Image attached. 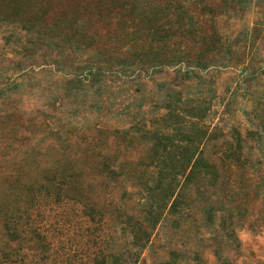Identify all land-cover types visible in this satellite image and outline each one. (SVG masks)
<instances>
[{
    "label": "rangeland",
    "instance_id": "374dc122",
    "mask_svg": "<svg viewBox=\"0 0 264 264\" xmlns=\"http://www.w3.org/2000/svg\"><path fill=\"white\" fill-rule=\"evenodd\" d=\"M0 86V202L70 180L106 205L85 223L56 209L48 260L264 264V155L246 134V118L264 121V0H0ZM186 122L207 130L218 175L183 190V209L137 254L126 224L141 220L152 153L183 145ZM236 128L243 159L228 164L216 151Z\"/></svg>",
    "mask_w": 264,
    "mask_h": 264
},
{
    "label": "trees",
    "instance_id": "16d2710c",
    "mask_svg": "<svg viewBox=\"0 0 264 264\" xmlns=\"http://www.w3.org/2000/svg\"><path fill=\"white\" fill-rule=\"evenodd\" d=\"M53 71L58 70L53 69ZM86 71L89 76L99 72L94 67L86 68ZM131 74L133 72L128 75ZM184 74L187 78L198 76L193 67H187ZM7 85L13 89L19 86L16 80H10ZM6 88L8 86H0V96ZM247 92L249 93V90ZM261 104L259 100L254 108L261 107ZM242 111L244 112V110ZM194 117L196 116H189V118ZM246 120V123L249 124L246 134L253 138L260 154L264 155V121H253L249 118ZM185 124L188 128L184 129L185 132L181 137L184 140L183 145L174 147L175 151L173 152L164 147L161 150H154L152 153L154 169L148 170L151 178L144 182L143 194L138 197L141 207L139 211L142 213L140 215L141 220H130L126 224L128 238L125 239L130 242L132 247H136L137 254L148 246L152 231L158 225L165 224L170 213L179 212L180 209H183L181 208L184 202L183 190L190 192L191 188H196L197 191H200L201 187L199 189L198 183L202 178L213 183L218 175L214 158L210 157V154L205 152L203 148L210 139L207 130L203 126L194 128L187 122ZM237 129L231 130L232 136L236 139L235 144L224 140L216 151L219 158L228 164L237 163L243 159V146L241 144V137L243 136ZM160 139H167L170 145L173 144L172 136L169 138L164 136ZM169 159H176L179 163L169 164L167 163ZM104 173L118 177L120 170L119 168H105ZM60 176L62 178L65 176L67 178L72 177L73 179L74 173L61 174ZM35 183L25 184V189L9 202H0V264H71L65 261L53 262L52 259L48 260L49 255L55 249L48 234L51 224L50 217L56 209L59 211L64 210L67 206H72V210L80 214L79 222L85 223L83 217H90L95 213L103 214L102 211L105 210L106 205H102L100 193L96 194L95 198L89 197L78 181L71 184L70 180H62L55 191L51 185ZM35 185L38 187H32ZM43 191L45 194L41 195ZM199 193H203V191ZM208 205L206 203L204 209L206 214L211 211V207ZM113 208L119 214V206ZM98 222V225L104 223L101 218L98 219ZM95 237L97 241L101 242V236L96 235ZM92 253L95 255L90 260H84L77 264H130L115 253L99 251L102 254L98 256L95 252Z\"/></svg>",
    "mask_w": 264,
    "mask_h": 264
}]
</instances>
